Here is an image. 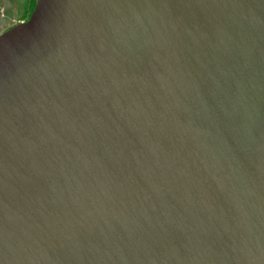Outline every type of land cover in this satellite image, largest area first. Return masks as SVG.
I'll list each match as a JSON object with an SVG mask.
<instances>
[{
  "label": "water",
  "instance_id": "1",
  "mask_svg": "<svg viewBox=\"0 0 264 264\" xmlns=\"http://www.w3.org/2000/svg\"><path fill=\"white\" fill-rule=\"evenodd\" d=\"M3 264H264V0H36L0 33Z\"/></svg>",
  "mask_w": 264,
  "mask_h": 264
},
{
  "label": "rangeland",
  "instance_id": "2",
  "mask_svg": "<svg viewBox=\"0 0 264 264\" xmlns=\"http://www.w3.org/2000/svg\"><path fill=\"white\" fill-rule=\"evenodd\" d=\"M24 4L25 0H0V33L27 19Z\"/></svg>",
  "mask_w": 264,
  "mask_h": 264
},
{
  "label": "trees",
  "instance_id": "3",
  "mask_svg": "<svg viewBox=\"0 0 264 264\" xmlns=\"http://www.w3.org/2000/svg\"><path fill=\"white\" fill-rule=\"evenodd\" d=\"M35 1L36 0H25V4H24V7H25V11L26 12V16L25 18H28L30 13L33 11L34 9V5H35ZM24 15V14H23ZM24 19V18H23Z\"/></svg>",
  "mask_w": 264,
  "mask_h": 264
},
{
  "label": "snow or ice",
  "instance_id": "4",
  "mask_svg": "<svg viewBox=\"0 0 264 264\" xmlns=\"http://www.w3.org/2000/svg\"><path fill=\"white\" fill-rule=\"evenodd\" d=\"M0 264H3L2 260H0Z\"/></svg>",
  "mask_w": 264,
  "mask_h": 264
}]
</instances>
